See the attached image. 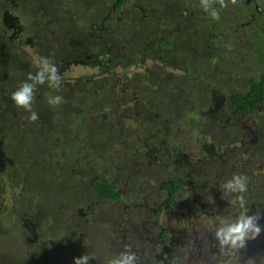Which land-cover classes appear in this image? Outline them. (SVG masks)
<instances>
[{
  "label": "trees",
  "instance_id": "obj_1",
  "mask_svg": "<svg viewBox=\"0 0 264 264\" xmlns=\"http://www.w3.org/2000/svg\"><path fill=\"white\" fill-rule=\"evenodd\" d=\"M199 3L200 0H0V86L3 90L8 86L5 96L0 90V152L7 158L4 172L8 185H14L11 192L16 191L12 204L22 213L32 212L39 219L38 240L59 247L56 261L63 259L68 264L72 260L74 264L75 257L88 254L92 256L89 262L104 264L110 256H115L110 247L124 239L117 238L118 233L133 228L120 224L118 231L112 219L124 217L129 210L133 223H139L138 201L142 202L145 194L140 189L154 180L163 189L156 200L159 222L166 209L182 194L190 192V180L204 175L216 179L220 176L225 181L231 178V170L224 164H232L234 152L242 151L239 137L244 131L239 121L215 119L208 103L217 94L228 98L224 100L225 108L234 104L229 99V83L258 71L261 78L255 83L256 78H252L249 92L240 88L234 100L236 106L254 112L262 105L258 103L264 102V26L261 21L253 20L249 27H239L249 19L231 0L227 8L220 9L219 20H211ZM216 7L219 9V3ZM8 19L16 20L17 24L10 26ZM12 28L16 32L11 33ZM29 39L33 41L32 49L22 48L25 52L22 58L32 62L33 52L34 64L28 66L32 72L44 57L50 58L61 71L73 64L89 65L102 60L124 70L142 67L148 60H154L155 64L132 76L90 79L89 85L103 95L107 91L132 89L126 99L133 98L136 104H126L124 110H117L112 115L115 119H106L103 104L91 103L98 97L96 91L94 98L90 94L87 104H83L84 92L80 94L79 104H66L71 94L57 91L63 101L53 107L46 97L54 93L47 89L42 93L38 86L33 110H49L41 129L35 128L24 141L2 138L7 131L4 121L7 107L3 100L11 98L12 92L27 79L14 75L22 63L13 49ZM187 66L192 68L191 73ZM170 68L184 73L176 74ZM189 86L201 88L199 101L207 104H190L194 95ZM177 94L184 104H156ZM154 109L166 111L172 123L163 127L153 117ZM49 120L58 130L57 136L43 131ZM243 138L251 140L256 152L252 155L264 154V135L259 138L248 133ZM117 139L120 149L114 147L119 144ZM152 140L159 141L163 148L148 149L147 143ZM103 142L107 144V152L100 150ZM206 142L212 143L214 153L207 151ZM51 150L63 151L57 157ZM134 153L140 159L155 155L154 160L151 157L153 164L134 170L138 163L132 157ZM130 157L132 162L127 160ZM125 162L127 166L120 171ZM215 166L217 171L212 170ZM54 182L69 190L87 186L93 198L81 204L73 215H66L70 228H63L61 236H44L39 229L43 218L57 219L42 202L46 188ZM33 196L40 199L39 204L33 203ZM256 200H247V206L258 205ZM9 211L7 220L12 219L10 213L15 214L14 209ZM257 213H261L262 219L264 210ZM2 222L0 216V228ZM2 233L0 230V236ZM158 237L166 241L168 233L161 231ZM6 255L0 254L1 264H26L34 254H26L22 249V261L16 259L17 255Z\"/></svg>",
  "mask_w": 264,
  "mask_h": 264
},
{
  "label": "rangeland",
  "instance_id": "obj_2",
  "mask_svg": "<svg viewBox=\"0 0 264 264\" xmlns=\"http://www.w3.org/2000/svg\"><path fill=\"white\" fill-rule=\"evenodd\" d=\"M15 23L16 22H14V24ZM154 64V60H148L144 61V66L133 67L129 70H124L119 65L109 64L107 60H102L101 62L89 65L83 63L73 64L69 66L66 71L62 72L63 75L61 76H66L67 81L62 82L58 92L66 89L68 90V88L71 89L73 85L83 81L86 82V80L93 77L111 75H119L120 77L132 76L137 72H143L146 68L151 67ZM107 69H110L107 73L111 72V74L107 75V73H104ZM170 70L172 71L173 69L171 68ZM124 109L125 105H115L114 107H110L109 104H106L104 107V111L107 112L108 117L115 115L117 110L120 111ZM253 130H256V128L253 127ZM99 136L102 137V134L99 133ZM108 138L111 139L113 137ZM239 138H241L240 146H242L239 150L242 151L234 152L232 164H224L229 169L234 167L233 164L239 166L250 165L248 158L251 155V151L255 150V148L251 147L250 139L243 138V135ZM116 141H118L119 144L114 145V147L116 149H120V140L117 139ZM106 145V142H103L100 150H106L107 152ZM205 145L207 146L208 152H215V150L212 149L213 145L211 142H206ZM222 147L224 148L225 146ZM134 154L135 155L132 157L138 161V163H136L133 167L134 170H142L150 167L153 164L152 159H155V155L153 154H151L152 159L148 155L147 157L140 159L139 156H137V153ZM132 157L127 160L132 162L130 161L132 160ZM253 157L254 161L252 163H259V167L260 165H264L263 155H253ZM6 159L7 158L5 157L3 151L0 152V216L3 218L2 227L0 228L1 231L3 230V233L0 236V254H2V256L7 254L6 257L9 254L17 255L16 259L22 261V249H25L26 254H34L30 259V262L26 264H66V260H55L59 257V247H57V245L54 246L53 242H50L47 245L46 243L38 240L36 235V227L38 224L36 219L38 218H35L32 212L28 214L20 211L17 214V218L12 217L17 221L13 219L7 220L9 209L14 208L12 204L13 199L11 192L14 185H8V183L4 180L7 178V175L4 172ZM123 160L124 159H122L121 162H123ZM126 166L127 164L125 162L119 170H124ZM217 169L218 166L212 168V170L215 171H217ZM211 176L212 175L201 176L204 180H202L199 184L198 182L194 183L198 192H185L182 194L172 206L162 213V217L159 222L156 221L158 209L156 200L163 189L157 180L152 181L151 185L140 189L144 190L145 194L143 201H138V213L141 214V217H139V223H133L129 210L128 214L124 215V217L112 219V222L116 225L118 231H120V228L117 227V225L119 226L120 224H124L129 228H133V231H141L145 236L150 237L145 246H138L135 243H132L129 246L130 252L136 255L138 262L141 260L143 261V264H146L145 262H149L152 254L160 252L162 257L170 262L169 264H195L194 260L187 253L182 255L181 253L173 252L171 249H193V247L198 244V238H200L201 242H205V239L209 238V243L215 245L211 247L213 256L210 254L209 250H207L208 257L212 256L211 262L213 264H260V258L264 257V232H262L255 240L248 241L246 248L241 249L239 252L231 249L222 252L219 249L217 242L213 238L215 222L220 219L227 220L234 218L240 210L239 208H234L233 210V206H238L235 203L236 194H221V191L217 186L211 185V180L214 179L211 178ZM257 176L260 177V174ZM201 177L194 178L192 181H197ZM258 177L251 182H248V191L244 194L245 196L246 194L255 195L256 193H259L255 202L258 205L254 204L249 207V215L256 213V211L260 208L259 205L264 203V177L261 179H258ZM223 181L225 180L219 176V179H217L216 182L220 185ZM51 184L52 185L46 188V195L43 197L42 202L43 205L46 206L47 211L50 214L55 215L57 219L54 218L51 221L49 217H44L41 221L42 225L39 229L41 234L44 236H61L63 228H70V226H68L70 224L66 223V215H73L81 204L86 203L89 199H92L93 196H91L90 190L87 186H83L78 189L76 187H72L71 190H69L67 188L59 187L58 182ZM230 197L234 200H230ZM31 200L33 203L35 202V204L40 203V199L35 198V196L31 197ZM2 209L5 210V213ZM30 216H32V218H30ZM21 218L22 224L18 222ZM260 221L261 220L258 222L261 224ZM24 222H26L25 225H27V228L23 229L21 226L24 225ZM133 231L123 229L118 233L117 238H124V241L128 242V240L132 239L131 235ZM161 231L171 233L172 239L167 245H162V242L158 237ZM9 239L10 241H8ZM51 246H54L52 252L50 250ZM165 247L168 248L164 249ZM110 249H112L115 253V256L128 251L126 247L120 246L117 242L111 246ZM201 250L202 249H199V252ZM115 256H110L104 264H108V262ZM198 257L205 261L201 253H198ZM43 260L46 262H43ZM71 261L72 260H70L68 264H72ZM2 262L3 260L0 258V264ZM89 264L101 263H94L93 261H90Z\"/></svg>",
  "mask_w": 264,
  "mask_h": 264
},
{
  "label": "flooded vegetation",
  "instance_id": "obj_3",
  "mask_svg": "<svg viewBox=\"0 0 264 264\" xmlns=\"http://www.w3.org/2000/svg\"><path fill=\"white\" fill-rule=\"evenodd\" d=\"M234 6H238L240 7V11L242 13L247 14L248 16V22L246 23H241L242 28H246L249 27L252 23L253 20H259L262 22L263 26H264V0H239V1H235V3H233ZM8 22L10 24V26H15L17 24L16 20L13 19H8ZM14 22H16L14 24ZM11 33L16 32V28H12L10 29ZM32 40H24L18 44V46L13 49V51L17 54L19 61L22 63V68L18 69L16 72H14V75H20L23 78H27L29 73H35L32 72V69L29 68L28 66L30 64H34V54L33 52L31 53V57H32V62H28L25 58H22V56L25 54V52L22 50V48L26 51L32 49ZM38 63V62H37ZM193 63H191L192 66ZM188 68V71L191 73L192 72V68ZM171 69V68H170ZM169 69V70H170ZM173 69V68H172ZM60 70V75H63L62 72L66 71H61ZM171 71V70H170ZM171 72H175L176 74H182L184 73L182 70H177L174 71V69ZM12 75V77L14 76ZM261 73H259L258 71L256 72V74L252 75V76H247V77H236L235 81H231L229 83V89L231 92V95L229 97V99H231L233 101L234 104H227V108L224 107V103H225V99H228L224 96H220L217 94H214L212 100L210 101L209 104V111H211L213 113V117L217 120H222V119H232L235 120L236 122H238V124H240V126L242 127L241 129H243L244 133L242 134L243 136H245L248 133L257 135L259 138L260 136L264 135V102L263 103H258V104H262L259 109L257 111H250L251 109L246 108V107H242V105H238L236 106L235 104H238L234 98H235V93L236 92H240V88L241 89H245L246 92H249L250 86H251V82H252V78H256V80L253 82H257L261 77ZM11 77V78H12ZM62 77V82H66L67 81V77L66 76H61ZM11 78L8 80V82L11 80ZM91 79V78H90ZM90 79L86 80L87 82L83 81V82H79L76 85H73L70 88H68V90H63V91H67L68 93L71 94V96L69 97L68 103L64 102L66 104H79V98H80V94L82 92H84V100H83V104H87L89 99H90V94H93V98H94V94L96 92H98V97L94 98L95 101L92 102L93 104H103V106L105 107L106 104H109L110 107H114L115 105H125L129 104L130 105H135V101L133 98H129L128 100L126 99V96L131 92L132 89H127V88H123V89H119L116 90L115 92L112 91H107V93L105 95H103L102 93H100L99 91H96L95 89H93L90 85H89V81ZM5 87V86H4ZM8 88V86L5 88V90H3L4 88L2 86H0V90L2 89V94L5 96L6 89ZM262 88H264V86H262ZM49 90L50 92L54 93L55 95H57V91L54 92L53 89H50L49 87H47V85H41L40 86V91L43 93L44 91ZM201 88H196L193 86V88H191V86H189L188 90H191V92H193L194 95V101H192L190 104H207L206 102H202L199 101L201 100L200 95H199V91ZM91 90H93L91 92ZM4 91V92H3ZM61 91V92H63ZM96 91V92H95ZM58 92V93H61ZM4 102L2 104H6L7 107V120L4 119L6 127H7V131L2 135V138L8 137V138H15L18 141H24L26 139V137L29 135H31V133L35 130V128L37 129H41L42 125H43V114L45 113L46 115H48L49 110L46 109L44 111H36L38 113L39 119L35 122H31L30 120L27 119V117L29 116V113L21 108H17L15 106V104L13 103L11 98H8L7 101L3 100ZM156 104H174V105H179V104H184L183 100L181 99V97L177 94V95H171L170 97H166V100H162L157 102ZM247 104H254L251 102H247ZM179 107V106H178ZM226 110H230V113H225ZM117 112V111H116ZM115 112V113H116ZM153 113V117L158 118L162 124L164 125L163 127H168L166 125V123H172V120L168 119L166 117V111H159L154 109ZM115 116V115H114ZM153 117H151L153 119ZM106 118L109 119H115L113 118V116H106ZM155 125H157L158 123H154ZM253 127L256 128V130H253ZM152 128L155 129H160L158 127H155L154 125H152ZM44 132L52 135V136H57L58 135V130H56L53 126L49 125V124H45ZM150 137H152V135L150 134ZM242 137V136H241ZM175 139H171V142H173ZM7 141H11V140H7ZM6 141V142H7ZM151 143H147L148 145V149L150 150H156L158 147L163 148L160 145L159 141H155L152 140L150 141ZM116 145V144H115ZM153 145V146H152ZM63 150H51L50 153L57 155V157L59 156L60 153H62ZM253 153H256L255 151H251V155L248 158V160L250 161V165H236L233 164L234 167L231 170V177L234 174H240V175H245L248 177V182H251L252 180L256 179V177H258L257 175L260 174V177H258V179H261L264 177V165H260L259 167V163H252L254 161V157H253ZM264 156V154H261ZM138 156V154H137ZM6 166V164L4 165V167ZM211 178H214L211 176ZM5 182L8 183V180L4 179ZM204 180L203 177L199 178L197 181H189V185H188V190L190 192H198V190L196 189V185H194V183L198 182V184ZM217 179L214 178L213 180H211V185H215L218 187V189L221 191L222 194V190H221V186L217 184ZM10 184V183H8ZM197 184V185H198ZM23 188V187H22ZM16 191H12V195L15 193ZM259 193H256L255 195H251V194H246L245 195V199L246 200H253L254 198H258ZM230 200H234L232 197H230ZM264 204V203H263ZM237 205V204H236ZM262 205V204H260ZM14 206V210H15V214H12V217L17 218V214L18 212H20L18 210V208L16 207V204H13ZM234 208H238V206H233V210ZM261 209L264 210V207H261ZM9 209V208H8ZM261 209L257 210V211H261ZM5 213V210L2 209ZM10 210V209H9ZM256 211V213H257ZM10 212V211H9ZM8 213V212H7ZM9 214V213H8ZM263 214V222H264V213ZM30 218H32V216H30ZM13 219V218H12ZM262 219H260L261 221V225H262ZM15 220V219H13ZM39 220V219H36ZM17 221V220H15ZM21 221V222H20ZM20 224H22V218L21 220L18 221ZM27 222V221H26ZM24 222L23 226L25 228H27V225H25ZM38 226V224H37ZM22 227V226H21ZM134 235H136V237L132 236L131 240H128V242L124 241V239L122 240L120 246H124L127 248L128 251H130L129 246L132 243H135L138 246H145L148 239L150 237L145 236L141 231H133ZM168 233V237L166 239V241H161L162 245H167L168 243H170L171 241V233ZM215 245L210 244L209 243V238L205 239V242H201L200 238H198V244L196 246L193 247V249H188L186 250V248H182L180 250H173L171 249L173 252L175 253H181L182 255L184 254H188L190 255V257L194 260L195 264H213L211 262V258L213 256V253L211 251V247H213ZM168 247H165L164 249H166ZM199 249H202L199 252ZM207 250H209L210 254L212 256L208 257V253ZM198 253H201L203 255V260H201L198 257ZM140 262V263H139ZM138 264H143V261L139 260ZM146 264H169L170 262H168L165 258L162 257V255L160 254V252H155L154 254H152L150 256V260L149 262H145ZM174 263V262H173Z\"/></svg>",
  "mask_w": 264,
  "mask_h": 264
},
{
  "label": "clouds",
  "instance_id": "obj_4",
  "mask_svg": "<svg viewBox=\"0 0 264 264\" xmlns=\"http://www.w3.org/2000/svg\"><path fill=\"white\" fill-rule=\"evenodd\" d=\"M217 3H219V9L216 7ZM228 3L229 0H200L199 6L211 20H219L220 9L227 8ZM231 3H235V0H231ZM36 69L35 73H29L27 79L21 82L11 94L15 106L27 111L29 113L27 119L31 122L39 119L38 113L33 110L38 86L47 85L50 89L59 91L62 84L60 70L50 58H41ZM46 101L50 106L55 107L62 103L63 97L53 94L47 96ZM47 116L45 113L43 114V122ZM50 123L51 120L46 122L49 125ZM221 190L222 194H236L235 203L240 211L234 218L217 220L213 229V238L222 252L229 249L239 252L246 248L248 241L255 240L264 232V225L258 222L261 219V213L248 214L250 208L247 206L248 202L244 196L248 191L247 176L234 174L223 183ZM90 258L92 256L88 254L80 255L74 258V264H89ZM108 264H138V260L134 253L126 251L113 257ZM260 264H264V257L260 258Z\"/></svg>",
  "mask_w": 264,
  "mask_h": 264
}]
</instances>
